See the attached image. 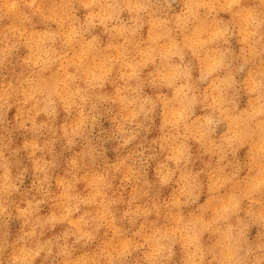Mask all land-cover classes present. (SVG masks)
<instances>
[{
	"label": "clouds",
	"instance_id": "1",
	"mask_svg": "<svg viewBox=\"0 0 264 264\" xmlns=\"http://www.w3.org/2000/svg\"><path fill=\"white\" fill-rule=\"evenodd\" d=\"M0 264H264V0H0Z\"/></svg>",
	"mask_w": 264,
	"mask_h": 264
},
{
	"label": "rangeland",
	"instance_id": "2",
	"mask_svg": "<svg viewBox=\"0 0 264 264\" xmlns=\"http://www.w3.org/2000/svg\"><path fill=\"white\" fill-rule=\"evenodd\" d=\"M155 134V133H154ZM20 143V140H19V138H17V144H19ZM109 155L112 157V158H114V155L112 154V153H109ZM165 195L167 194V193H164ZM47 206H45V212H47ZM18 228H19V224H18V222H13V224H12V226H11V231H12V238H14L15 237V235H16V233H17V231H18Z\"/></svg>",
	"mask_w": 264,
	"mask_h": 264
},
{
	"label": "bare ground",
	"instance_id": "3",
	"mask_svg": "<svg viewBox=\"0 0 264 264\" xmlns=\"http://www.w3.org/2000/svg\"><path fill=\"white\" fill-rule=\"evenodd\" d=\"M168 190H165V193H167ZM61 229L58 228L57 231H60ZM179 251V250H178ZM178 258H179V255H178Z\"/></svg>",
	"mask_w": 264,
	"mask_h": 264
}]
</instances>
